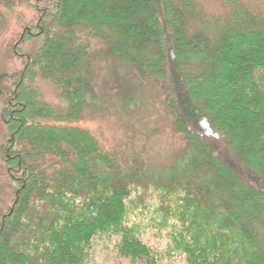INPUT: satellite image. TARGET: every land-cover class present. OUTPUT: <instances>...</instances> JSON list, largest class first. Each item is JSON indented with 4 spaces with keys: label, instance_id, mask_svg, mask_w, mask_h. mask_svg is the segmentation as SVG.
I'll return each instance as SVG.
<instances>
[{
    "label": "trees",
    "instance_id": "1",
    "mask_svg": "<svg viewBox=\"0 0 264 264\" xmlns=\"http://www.w3.org/2000/svg\"><path fill=\"white\" fill-rule=\"evenodd\" d=\"M22 4L38 18L15 45L22 69L0 110L12 188L0 264H91L102 242L111 264H264L261 0H0V29L1 10ZM0 81L6 94L12 78ZM100 82L124 108L162 91L186 155L155 172L130 144L103 147L81 126L104 111Z\"/></svg>",
    "mask_w": 264,
    "mask_h": 264
},
{
    "label": "rangeland",
    "instance_id": "2",
    "mask_svg": "<svg viewBox=\"0 0 264 264\" xmlns=\"http://www.w3.org/2000/svg\"><path fill=\"white\" fill-rule=\"evenodd\" d=\"M206 10H213L217 7L220 0H197ZM264 4V0H261ZM4 15L2 29H0V77L9 75L12 81H15L18 73L22 69V60L14 56V48L25 30L34 25L37 21V14L28 4H22L20 8L12 13L1 10ZM85 8L79 10V14L85 12ZM36 44H30L24 47V51L32 53ZM246 71V70H244ZM245 73V72H244ZM102 78L106 77L107 72H102ZM2 82V81H0ZM3 81L2 85H6ZM116 84L111 83L110 88ZM186 94L191 95L195 85L188 84ZM44 99L55 105V91L49 83L38 81ZM1 87V86H0ZM234 90H240L241 86H231ZM4 94L0 90V110L5 99L12 91ZM159 89L147 88L135 94L139 106L135 109L133 106L123 107V103L115 98V92L109 88L104 89L100 82L98 94L102 97L104 111L96 114L88 113L86 119L81 124L82 128L90 131L95 138L106 149L123 150V147L130 144L134 151L142 153L147 160L148 165L155 172H161L175 165L176 161L187 153V143L182 134L177 132L174 126V119L164 103L163 93ZM115 91V90H112ZM5 95L4 97H2ZM140 102V103H139ZM6 132L0 118V147L4 144ZM132 140V141H130ZM148 196L145 197L147 199ZM12 188L4 170L0 168V209L6 211L11 204ZM135 218L141 219L149 227H153V232H159L161 224L158 218L153 215L136 213ZM139 225V224H138ZM104 242L95 250L97 258L91 264H111V258L105 247ZM109 251V250H108ZM99 255V256H98Z\"/></svg>",
    "mask_w": 264,
    "mask_h": 264
}]
</instances>
